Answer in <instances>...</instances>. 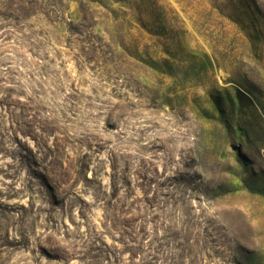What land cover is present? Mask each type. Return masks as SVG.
<instances>
[{"label":"rangeland","instance_id":"obj_1","mask_svg":"<svg viewBox=\"0 0 264 264\" xmlns=\"http://www.w3.org/2000/svg\"><path fill=\"white\" fill-rule=\"evenodd\" d=\"M0 264H264V0H0Z\"/></svg>","mask_w":264,"mask_h":264}]
</instances>
